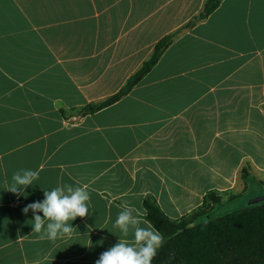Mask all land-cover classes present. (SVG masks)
I'll list each match as a JSON object with an SVG mask.
<instances>
[{
    "label": "crops",
    "instance_id": "obj_1",
    "mask_svg": "<svg viewBox=\"0 0 264 264\" xmlns=\"http://www.w3.org/2000/svg\"><path fill=\"white\" fill-rule=\"evenodd\" d=\"M204 4L0 0V264H95L134 241L114 223L124 207L146 212L147 196L179 220L210 191L221 205L264 193V0H223L128 95L79 113L120 91ZM22 169L39 179L7 191ZM63 185L88 186L89 215L41 239L22 210Z\"/></svg>",
    "mask_w": 264,
    "mask_h": 264
},
{
    "label": "trees",
    "instance_id": "obj_2",
    "mask_svg": "<svg viewBox=\"0 0 264 264\" xmlns=\"http://www.w3.org/2000/svg\"><path fill=\"white\" fill-rule=\"evenodd\" d=\"M222 1L205 0L200 14L163 37L120 91L81 108L80 115L95 114L128 95L157 65L172 43L183 32L207 19ZM242 176L246 178L247 171L244 170ZM221 204L222 197L218 192L210 191L198 210L173 220L164 213L154 197L147 196L143 202L147 214L145 218L165 239L152 264H264V201L217 219L199 222L200 218Z\"/></svg>",
    "mask_w": 264,
    "mask_h": 264
},
{
    "label": "clouds",
    "instance_id": "obj_3",
    "mask_svg": "<svg viewBox=\"0 0 264 264\" xmlns=\"http://www.w3.org/2000/svg\"><path fill=\"white\" fill-rule=\"evenodd\" d=\"M37 179L39 171L19 170L13 174V183L7 191L20 194ZM90 199L87 185H63L50 191L44 190L42 201L30 203L22 211L25 215L29 210L33 212V231L40 233L41 239L54 241L75 230L69 221L89 215ZM37 213H43V218ZM146 215V212L134 207H124L118 213L114 227L118 228L124 237L132 230L134 241L130 243L126 239H119L114 246L100 254L95 264H152L165 239L150 221L141 219ZM141 224L145 226L142 227Z\"/></svg>",
    "mask_w": 264,
    "mask_h": 264
},
{
    "label": "rangeland",
    "instance_id": "obj_4",
    "mask_svg": "<svg viewBox=\"0 0 264 264\" xmlns=\"http://www.w3.org/2000/svg\"><path fill=\"white\" fill-rule=\"evenodd\" d=\"M263 196H264V193L260 196H254V194H253L251 196L253 198H251V199L255 200V199L261 198ZM242 202H243V204H242ZM249 202H250V199L247 200L245 197L242 196V197L235 198L229 205H217V206H215L214 209L211 210V212L208 215L200 218L199 222L203 223V222H206L209 220L217 219V218L229 215L231 213L244 210V209H246L252 205L259 204L263 201L255 202V203L253 201L252 204H250Z\"/></svg>",
    "mask_w": 264,
    "mask_h": 264
},
{
    "label": "water",
    "instance_id": "obj_5",
    "mask_svg": "<svg viewBox=\"0 0 264 264\" xmlns=\"http://www.w3.org/2000/svg\"><path fill=\"white\" fill-rule=\"evenodd\" d=\"M261 201H264V196L261 197V198L256 199V200L254 201V203H255V202H261Z\"/></svg>",
    "mask_w": 264,
    "mask_h": 264
}]
</instances>
